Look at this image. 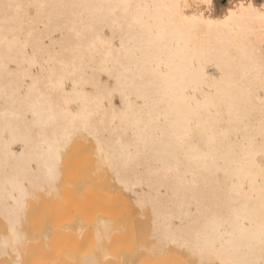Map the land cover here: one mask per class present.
<instances>
[{"label": "bare ground", "instance_id": "1", "mask_svg": "<svg viewBox=\"0 0 264 264\" xmlns=\"http://www.w3.org/2000/svg\"><path fill=\"white\" fill-rule=\"evenodd\" d=\"M227 2L0 0V264H264V0Z\"/></svg>", "mask_w": 264, "mask_h": 264}, {"label": "water", "instance_id": "2", "mask_svg": "<svg viewBox=\"0 0 264 264\" xmlns=\"http://www.w3.org/2000/svg\"><path fill=\"white\" fill-rule=\"evenodd\" d=\"M258 1L261 2V0H258ZM216 5L220 7V6H228L229 4L227 0H216Z\"/></svg>", "mask_w": 264, "mask_h": 264}, {"label": "rangeland", "instance_id": "3", "mask_svg": "<svg viewBox=\"0 0 264 264\" xmlns=\"http://www.w3.org/2000/svg\"><path fill=\"white\" fill-rule=\"evenodd\" d=\"M117 102H118V100H117Z\"/></svg>", "mask_w": 264, "mask_h": 264}]
</instances>
